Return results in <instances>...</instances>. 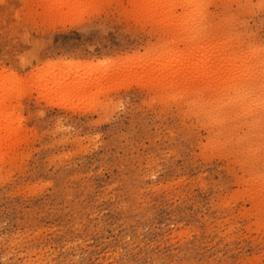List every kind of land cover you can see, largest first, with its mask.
I'll return each mask as SVG.
<instances>
[{
    "label": "rangeland",
    "instance_id": "obj_1",
    "mask_svg": "<svg viewBox=\"0 0 264 264\" xmlns=\"http://www.w3.org/2000/svg\"><path fill=\"white\" fill-rule=\"evenodd\" d=\"M74 1L0 0V264H264V0Z\"/></svg>",
    "mask_w": 264,
    "mask_h": 264
},
{
    "label": "bare ground",
    "instance_id": "obj_2",
    "mask_svg": "<svg viewBox=\"0 0 264 264\" xmlns=\"http://www.w3.org/2000/svg\"><path fill=\"white\" fill-rule=\"evenodd\" d=\"M52 1H53V3H54V2H58V3L61 4L62 6H69L74 0H52ZM151 1H152V0H151ZM153 1H154V0H153ZM153 1H152V2H153ZM157 1H158V0H157ZM159 1H160V0H159ZM159 1H158V2H159ZM163 1H164V0H162V2H161V1H160V2L163 3ZM74 2H75V1H74ZM165 2H166V1H164V3H165ZM170 2H171V1H170ZM157 4H158V3H157ZM166 4H168V2H167ZM159 5H160V4H159ZM197 5H198V4H197ZM164 6H166V5L164 4ZM153 7H156V6H155V2H154V6H153ZM166 7H167V8H166L167 11H166V10H165V11H166L167 14H168V5H167ZM169 7H170V9H171V5H170ZM162 8H163V6H162ZM172 9H173V7H172ZM193 9H194V8H193ZM170 11H171V10H170ZM163 12H164V11H163ZM190 12H191V11H190ZM171 13H172V11H171ZM171 13H170V14H171ZM165 14H166V13H165ZM170 14H168V16H169ZM185 14H187V13H185ZM187 16H188V14H187ZM166 18H167V16H166ZM172 18H173V17H172ZM185 19H186V18H185ZM181 20H182V19H181ZM187 20H188V19H187ZM193 20H194V19H193ZM183 25H184V24H183ZM187 25H189V24H187ZM194 26H195V25H194ZM193 28H194V27H193ZM189 39H190V38H189ZM201 49H202V48H201ZM174 50H175V49H174ZM178 51H179V50H177L176 52H175V51H174V52H173V51H170V52L165 53L166 55H163V54H164V53H163V54H162L163 57L161 56L162 61H161V59L159 58L161 63L159 64V63H158L159 60H158V62L156 61V62H157L156 64H159L158 66L162 67L163 69H164V68L167 69L168 67H170V65H173V64H175V63L177 64V66H182V68H183L184 66H186L185 64L189 61V60H188L189 56L184 55V54H181V52H180V54H179V53H177ZM182 53H183V52H182ZM201 53H202V54H199V55H200V57L202 58V56H203V50L201 51ZM197 54H198V52H197ZM191 55H192V54H191ZM191 55H190V56H191ZM194 57H195V56H194ZM196 57L198 58V55H197ZM200 57H199V58H200ZM204 57H205V56H204ZM204 57H203V60H204ZM199 58H198V59H199ZM201 58H200V59H201ZM205 58H206V57H205ZM209 58H210V57H209ZM215 58H216V57H215ZM140 59H141V58H140ZM200 59H199V60H200ZM190 60H191V59H190ZM203 60H202V61H203ZM208 60H209V59H208ZM210 60H212V59H210ZM238 60H239V58H238ZM241 60H242V58H241ZM140 61H141V60H140ZM239 61H240V60H239ZM138 62H139V61H137V63H138ZM141 62H142V65H140V69H141V71H140V73H139V72H138V73L141 75V77H144V70H143L144 68L142 67V66H143V61H141ZM141 62H140V63H141ZM189 62H190V61H189ZM192 62H193V61H192ZM203 62H204V61H203ZM205 62H206V60H205ZM137 63H136V64H137ZM206 63H207V62H206ZM240 63H241V62H240ZM138 64H139V63H138ZM176 64H175V65H176ZM188 64H189V63H188ZM188 64H187V65H188ZM200 64H202V62H200ZM204 64H205V63H204ZM207 64H208V63H207ZM183 65H184V66H183ZM200 66H201V65H200ZM216 66H217V65H216ZM232 66H233V65H232ZM144 67H145V65H144ZM160 67H157V68H160ZM166 67H167V68H166ZM174 67H176V66H174ZM174 67L172 66V69H174ZM204 67H205V66H204ZM246 67H247V66H246ZM53 68L55 69V67H53ZM56 68H57V67H56ZM182 68H181V69H182ZM186 68H187V67H186ZM238 68H239V67H238ZM51 69H52V68H51ZM51 69H50V72H53L54 74H55V72L58 71V69H55V70H54V69L51 70ZM169 69H170V68H169ZM177 69H178V68H176V72H178ZM204 69H205V68H204ZM59 70H60V69H59ZM178 70H179V69H178ZM228 70H229V69H228ZM228 70H226V71H228ZM54 71H55V72H54ZM191 71H192V70H191ZM202 71H203V70H202ZM229 71L231 72V70H229ZM203 72H204V71H203ZM0 73H1V72H0ZM58 73H59V72H58ZM10 74H11V73H10ZM62 74H63V73H62ZM66 74H67V73H66ZM227 74H228V73H227ZM241 74H242V73H241ZM70 75H71V73H70ZM1 76H3V75H1ZM10 76H11V75H10ZM42 76H43V75H42ZM45 76H47V75L45 74ZM45 76H44V77H45ZM62 76H63V75H62ZM68 76H69V75H68ZM234 76H235V74H234ZM7 77H8V76H5L4 78L2 77V79H4L5 82H6V78H7ZM12 78H14V77L11 76V79H12ZM40 78H41V77H40ZM46 78H47V77H46ZM46 78H45V79H46ZM50 78H51V76H50ZM55 78H56V77H55ZM57 78H59V76H58ZM63 78H64V77H63ZM83 78L85 79V77H83ZM225 78H226V77H225ZM227 78H228V77H227ZM2 79H1V77H0V80H2ZM11 79H10L9 83L12 82ZM42 79H43V78H42ZM60 79H62V78L60 77ZM60 79H59V80H60ZM238 79H239V78H238ZM8 80H9V78H8ZM40 80H41V79H40ZM40 80H39V82H40ZM55 80H56V79H55ZM55 80H54V82H55ZM62 80H63V79H62ZM75 80H76V79H75ZM228 80H229V79H228ZM48 81H49V80H48ZM52 81H53V80H52ZM56 81H57V80H56ZM63 81H64V80H63ZM65 81H67V80H65ZM78 81H79V80H78ZM84 81H86V80H84ZM2 82H4V81H2ZM2 82H1V83H2ZM5 82H4V83H5ZM7 82H8V81H7ZM45 82H46V81H44V83H45ZM50 82H51V81H50ZM59 82H61V81H59ZM69 82H70V81H69ZM69 82H68V83H69ZM74 82H75V81H74ZM4 83H3V85H4ZM14 83H15V81H14ZM48 83H49V82H48ZM48 83H47V84H48ZM56 83H57V82H56ZM66 83H67V82H66ZM75 83H76V82H75ZM80 83H81V86H82L83 84H85V82L83 83V80H82V82H80ZM82 83H83V84H82ZM86 83H87V82H86ZM42 84H43V83H42ZM51 84H52V83H51ZM62 84L64 85L65 83L63 82ZM69 84H70V83H69ZM71 84H73V83H71ZM78 84H79V82H78ZM3 85H0V87L3 86ZM9 85H11V84H9ZM73 85H74V84H73ZM75 85H76V84H75ZM86 85H87V84H86ZM95 85H96V84H95ZM47 86H48V85H47ZM60 86H61V84H60ZM69 86H70V85H69ZM69 86H68V87H69ZM3 87H5V86H3ZM12 87H13V86H12ZM45 87H46V83H45ZM45 87H44V88H45ZM51 87H53V86L51 85ZM51 87H50V88H51ZM55 87H56V86H55ZM84 87H85V85H84ZM84 87H83V88H84ZM10 88H11V87H9V89H10ZM41 88H42V86H41ZM47 88H49V87H47ZM47 88H46V89H47ZM57 88H58V86H57ZM59 88L61 89V87H59ZM59 88H58V89H59ZM70 88L73 90V86H71ZM76 88H77V87H76ZM79 88H80V86H79ZM46 89H45V90H46ZM65 89H66V88H65ZM74 89H75V88H74ZM77 89H78V88H77ZM77 89H76V90H77ZM1 90H2V89H1ZM5 90H6V89H5ZM42 90H43V88H42ZM45 90H44V92H45ZM55 90H56V89H55ZM55 90H54V91H55ZM63 90H64V88H63ZM63 90H62V91H63ZM67 90H68V89H67ZM49 91H51V90H49ZM65 91H66V90H65ZM5 92H7V91H5ZM41 92H42V91H41ZM47 92H48V91H47ZM51 92H52V91H51ZM55 92H56V91H55ZM58 92H61V90H59ZM67 92H70V93H71V91H69V90H68ZM78 92H79V91H78ZM1 93L3 94L4 92H1ZM42 93H43V92H42ZM56 93H57V92H56ZM64 93H65V92H64ZM64 93H63V95H64ZM60 94H61V93H60ZM66 94L69 95V93H65V96H66ZM78 94H80V93H78ZM78 94L76 95L77 97H78ZM0 95H1V94H0ZM48 95H49V94H48ZM54 95H56V94L54 93ZM63 95L61 96V98L64 99ZM8 96H10V95H8ZM50 96H51V95H50ZM69 96H70V95H69ZM72 96H73V95H71V97H72ZM74 96H75V94H74ZM4 97H5V96H4ZM52 97H53V96H52ZM77 97H76V98H77ZM248 97H249V96H248ZM0 98H2V95H1ZM66 98L68 99L67 96H66ZM225 98H226V97H225ZM2 99H3V98H2ZM2 99H1V101L3 102ZM5 99H6V98H4V100H5ZM67 99H66V100H67ZM71 99L73 100V97H72ZM74 99H75V98H74ZM77 99H79V98H77ZM243 99H244V98H243ZM69 100H70V97H69ZM72 100H71V101H72ZM75 100H76V99H75ZM251 100H252V99H251ZM258 100H259V99H258ZM2 102H1V103H2ZM4 102H5V101H4ZM2 104H3V103H2ZM2 104H0V108L2 107ZM7 105H9V104H7ZM3 106H4V105H3ZM259 107H260V106H259ZM1 109H3V107H2Z\"/></svg>",
    "mask_w": 264,
    "mask_h": 264
}]
</instances>
